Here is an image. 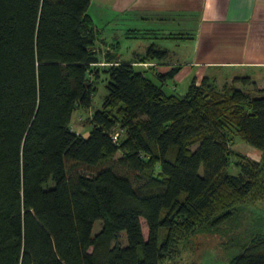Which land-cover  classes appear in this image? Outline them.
<instances>
[{
	"label": "trees",
	"instance_id": "1",
	"mask_svg": "<svg viewBox=\"0 0 264 264\" xmlns=\"http://www.w3.org/2000/svg\"><path fill=\"white\" fill-rule=\"evenodd\" d=\"M89 4L0 0V264H159L177 235L252 193L264 199V162L240 156L227 171L230 132L264 159V94L203 78L179 96L114 49L100 60ZM166 54L150 43L135 61ZM100 61L107 93L84 137L71 114L90 105ZM66 160L95 171L69 172ZM230 264H264V232Z\"/></svg>",
	"mask_w": 264,
	"mask_h": 264
},
{
	"label": "crops",
	"instance_id": "2",
	"mask_svg": "<svg viewBox=\"0 0 264 264\" xmlns=\"http://www.w3.org/2000/svg\"><path fill=\"white\" fill-rule=\"evenodd\" d=\"M99 1L111 3L115 18L125 22L126 37H132L127 34L129 29L142 33L136 41L143 47L129 44L123 55L113 32L119 60L133 61L136 69L166 93L182 96L193 79L199 83L206 78L217 88L233 83L252 95L264 94V0ZM150 43L166 49V56L135 61ZM174 66L178 70L172 78L159 79L160 73ZM243 76L251 83L233 82Z\"/></svg>",
	"mask_w": 264,
	"mask_h": 264
},
{
	"label": "rangeland",
	"instance_id": "3",
	"mask_svg": "<svg viewBox=\"0 0 264 264\" xmlns=\"http://www.w3.org/2000/svg\"><path fill=\"white\" fill-rule=\"evenodd\" d=\"M88 13L92 17L94 27L97 30L98 39L96 40L97 47L95 49L100 60L104 59L107 48L113 49V32L116 33L117 41H119V52L123 55L126 54L129 44V46L132 45L138 49L143 47L141 43L136 41L135 37H130L134 40L126 37L127 35L124 32L127 28L124 25L125 22L115 18L109 1L90 0ZM103 64L105 63L100 61L91 66L90 73L96 91L90 105L88 107L76 105L71 114L70 129L84 137L91 130L89 122L91 113L101 107L107 93L105 88L107 76L103 72ZM226 85L229 84H225L221 88L215 87L217 90H221ZM229 136L232 138V142L229 145L231 154L227 167L228 173H238L239 170L234 165V161L240 156L256 162H264L263 153L260 149L253 148L235 132H230ZM65 163L69 172L92 173L95 171L94 168L76 161L66 160ZM48 183H52V180H49L46 184ZM254 195L255 193H252L227 207V209L219 211L194 231L177 235L174 239L175 250L170 256L163 258L159 264H230L232 256L240 252L255 233L264 232V199ZM141 223L145 237L147 228L143 219H141ZM100 226V220L95 221L92 232H97ZM165 232V229L161 230L162 238ZM123 242H125L124 237Z\"/></svg>",
	"mask_w": 264,
	"mask_h": 264
},
{
	"label": "built area",
	"instance_id": "4",
	"mask_svg": "<svg viewBox=\"0 0 264 264\" xmlns=\"http://www.w3.org/2000/svg\"><path fill=\"white\" fill-rule=\"evenodd\" d=\"M117 136H118V133H114V134H113V138H114V139H117Z\"/></svg>",
	"mask_w": 264,
	"mask_h": 264
}]
</instances>
